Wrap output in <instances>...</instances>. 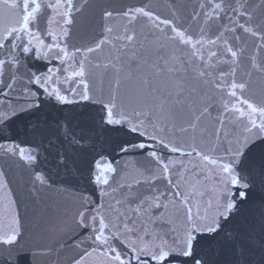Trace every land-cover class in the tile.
<instances>
[{"label": "snow or ice", "instance_id": "snow-or-ice-1", "mask_svg": "<svg viewBox=\"0 0 264 264\" xmlns=\"http://www.w3.org/2000/svg\"><path fill=\"white\" fill-rule=\"evenodd\" d=\"M14 179L34 202L72 188L55 249ZM65 248L264 264V0H0V264Z\"/></svg>", "mask_w": 264, "mask_h": 264}, {"label": "water", "instance_id": "water-1", "mask_svg": "<svg viewBox=\"0 0 264 264\" xmlns=\"http://www.w3.org/2000/svg\"><path fill=\"white\" fill-rule=\"evenodd\" d=\"M130 2L139 3L141 0H130ZM159 2L163 4V0ZM11 188L18 202L17 207L22 223L33 234L37 243L50 244L55 249L53 236L47 234L45 229L49 226H60L61 222L69 223L71 216L78 210V203L73 199L72 188L60 191L57 190V186H54L52 190L42 192L38 202H34L30 195L21 190L16 179L13 180ZM73 255L75 253L71 249L54 250L50 255L41 257L40 264H69Z\"/></svg>", "mask_w": 264, "mask_h": 264}]
</instances>
